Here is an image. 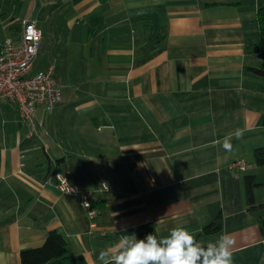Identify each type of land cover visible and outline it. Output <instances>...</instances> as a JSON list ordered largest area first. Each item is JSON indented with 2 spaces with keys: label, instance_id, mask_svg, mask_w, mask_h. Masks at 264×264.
I'll list each match as a JSON object with an SVG mask.
<instances>
[{
  "label": "crops",
  "instance_id": "1",
  "mask_svg": "<svg viewBox=\"0 0 264 264\" xmlns=\"http://www.w3.org/2000/svg\"><path fill=\"white\" fill-rule=\"evenodd\" d=\"M50 3L63 8L56 25ZM2 4L13 34L0 40L17 39L26 19L47 24L44 51L58 63L63 99L36 107L45 126L35 133L17 104L0 103V264H22L21 251L51 231L79 264H100L121 229L137 236L148 224L159 238L181 225L205 244L227 232L233 264H264V206L249 209L244 184L254 174L264 204L254 158L264 146V77L250 69L261 54L249 46L261 38L264 0H16L9 13ZM67 169L94 193V220L57 179L42 184ZM218 216L222 230L200 236Z\"/></svg>",
  "mask_w": 264,
  "mask_h": 264
},
{
  "label": "built area",
  "instance_id": "2",
  "mask_svg": "<svg viewBox=\"0 0 264 264\" xmlns=\"http://www.w3.org/2000/svg\"><path fill=\"white\" fill-rule=\"evenodd\" d=\"M42 40V30L31 19L22 22L17 39L0 40V103L8 100L17 104L20 115L33 133L45 126L42 120L36 118V107L43 104L53 109L63 99L62 86L56 79L55 63L31 75ZM70 174L69 169L65 172L56 170L42 184H52V179H57L56 187L64 193L76 195L89 217L94 220L98 214L93 203L94 193L74 186L69 180ZM70 187L73 191L68 192ZM102 189L106 190L104 185Z\"/></svg>",
  "mask_w": 264,
  "mask_h": 264
},
{
  "label": "clouds",
  "instance_id": "3",
  "mask_svg": "<svg viewBox=\"0 0 264 264\" xmlns=\"http://www.w3.org/2000/svg\"><path fill=\"white\" fill-rule=\"evenodd\" d=\"M234 136L237 140L243 139L244 130L237 129ZM222 147L226 152L233 151L231 136L224 137ZM103 185L107 190V184ZM71 191L70 187L68 192ZM121 233L117 243L99 252L100 264H233L236 241L227 232L206 245L181 225L160 238L147 234L138 239L134 233L127 234L126 229H121Z\"/></svg>",
  "mask_w": 264,
  "mask_h": 264
},
{
  "label": "trees",
  "instance_id": "4",
  "mask_svg": "<svg viewBox=\"0 0 264 264\" xmlns=\"http://www.w3.org/2000/svg\"><path fill=\"white\" fill-rule=\"evenodd\" d=\"M261 38L256 43H250L249 46L260 50L261 62L257 67L250 69L264 77V5L258 10ZM254 158L258 165L264 166V146L257 147L254 150ZM247 205L249 209L255 210L264 204H257L254 189L258 185L254 174H247L244 177ZM259 225L264 236V212L259 216ZM223 223L218 216L210 223L206 224L200 232V236L206 234L218 233L222 230ZM147 234H154L159 238V234L152 224H148L137 234L138 239L144 238ZM197 240L203 243L199 238ZM205 244V243H203ZM206 245V244H205ZM22 264H79L78 258L68 251L67 239L58 231H51L43 245L35 248H28L21 251Z\"/></svg>",
  "mask_w": 264,
  "mask_h": 264
},
{
  "label": "rangeland",
  "instance_id": "5",
  "mask_svg": "<svg viewBox=\"0 0 264 264\" xmlns=\"http://www.w3.org/2000/svg\"><path fill=\"white\" fill-rule=\"evenodd\" d=\"M1 2L3 3L1 10L3 12H6V13L7 12L9 13L10 8L12 9L16 4V0H1ZM59 9H63V8L61 6H58V3H50V4H48V6L46 8V11H48V13L50 11L51 13H49V14H52L53 20H55L54 25L58 24L60 22V20H62V18L60 16L61 10H59ZM9 17L10 16H4L2 18V15H0V38H4L5 34L9 35V36H11L13 34V30L8 25L10 21L8 22L7 19H10ZM53 20L50 19V21H53ZM46 25L47 24L45 22L39 20V27L44 32V39L41 43V49H40L37 57L34 60V68H33L31 75H33L39 71H42L49 64H52V63H55V66L58 67V63H57L56 59L49 57V52L44 51L45 47L47 45L50 46V44H51V39L49 38V34H48V30L46 28ZM62 90H63V87H62Z\"/></svg>",
  "mask_w": 264,
  "mask_h": 264
}]
</instances>
